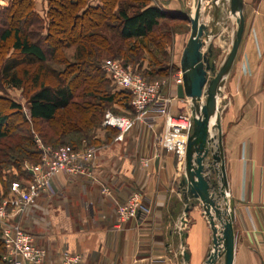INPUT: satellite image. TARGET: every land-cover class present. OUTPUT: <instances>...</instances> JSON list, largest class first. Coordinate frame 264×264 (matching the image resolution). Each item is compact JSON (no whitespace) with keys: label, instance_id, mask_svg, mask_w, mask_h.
Masks as SVG:
<instances>
[{"label":"crops","instance_id":"1","mask_svg":"<svg viewBox=\"0 0 264 264\" xmlns=\"http://www.w3.org/2000/svg\"><path fill=\"white\" fill-rule=\"evenodd\" d=\"M153 1L172 14H184L189 4V0ZM34 2L46 19L48 0ZM8 3L0 0V6ZM244 17L243 39L222 88L224 105L219 107L227 204L236 235L234 264H264V0H244ZM225 47L220 45L222 53ZM179 85L164 87L173 98L172 112L192 113L189 99L178 97ZM125 111L135 115L131 106ZM164 128L163 117L137 122L122 141L116 140L117 130L105 128L96 142L95 176L100 185L84 177L60 176L23 216L14 217L33 235L36 245L47 250L48 264H62L65 253L79 255L81 264L206 263L213 232L199 202L186 212L180 190L185 161L162 149ZM4 191L1 184L2 203L9 198ZM136 193L141 198L137 217L121 223L117 209ZM184 253L189 254V262L183 260Z\"/></svg>","mask_w":264,"mask_h":264},{"label":"trees","instance_id":"2","mask_svg":"<svg viewBox=\"0 0 264 264\" xmlns=\"http://www.w3.org/2000/svg\"><path fill=\"white\" fill-rule=\"evenodd\" d=\"M99 2L94 5L92 0H48L47 20L36 11L34 0H9L6 6H0V93L4 84L24 89L29 72L25 70L20 75L19 66L38 65L31 78L33 91L27 96L30 116L24 113L21 103L0 95V185L5 191L9 187L4 196L10 195L14 182H21L20 177L30 180L26 163L38 164L42 157L34 137L16 132L19 126L23 128L33 120L47 124L48 130L41 131V137L54 149L67 144L75 150L82 144L77 136L96 144L95 132L102 127L107 107L121 105L129 109L131 100L130 93L119 89L104 72L102 60L119 57L126 67L141 64L143 49L138 42L150 40L158 47L163 38L154 34L160 21H174L184 15L169 13L152 5V0ZM9 42L21 60L5 61ZM72 48L73 61L65 55V50ZM48 63L64 65L66 69L57 72ZM12 112L21 119H11ZM12 169L17 174L11 177L7 171ZM4 255L0 240V264H6Z\"/></svg>","mask_w":264,"mask_h":264},{"label":"built area","instance_id":"3","mask_svg":"<svg viewBox=\"0 0 264 264\" xmlns=\"http://www.w3.org/2000/svg\"><path fill=\"white\" fill-rule=\"evenodd\" d=\"M102 69L119 89L130 93L129 105L137 115L136 119H132L107 112L102 126L117 130L119 132L117 140L122 141L134 128L136 121L151 123L163 117L165 128L161 137L162 149L174 153L180 161L184 162L188 140L193 132L194 115L185 112L176 115L172 112L173 98L164 93L167 83L164 81L148 83L140 74L117 61H106L102 64ZM176 82L182 83L181 72ZM36 141L42 151L40 163L26 164L25 169L31 175L30 180L14 182L9 198L0 205L1 240L5 248L6 264H48L47 250L37 246L33 235L14 217L23 216L29 206L36 203L41 195L48 193L55 178L84 177L90 184H101L95 176L97 147L90 146L85 151H75L70 147L53 149L43 145L39 139ZM218 185L221 186L219 182ZM102 192L105 195L109 194L107 188H103ZM140 205V195L133 194L117 209L120 222L136 218ZM61 259L62 264H81L82 262L79 255L68 253H65Z\"/></svg>","mask_w":264,"mask_h":264},{"label":"water","instance_id":"4","mask_svg":"<svg viewBox=\"0 0 264 264\" xmlns=\"http://www.w3.org/2000/svg\"><path fill=\"white\" fill-rule=\"evenodd\" d=\"M217 3V2H216ZM202 0H197L194 15L189 12L191 24L189 40L183 50L180 70L182 83L178 97L189 99L194 115L193 132L185 156V172L180 181V190L186 212L199 202L213 232V246L205 264H234L235 229L234 215L229 209V189L221 129V114L218 99L236 60L245 30L244 0H230V13L236 17L237 32L232 46L217 68L212 38L219 35L216 25L201 20ZM217 130V135L212 132ZM218 182L221 186L218 185ZM190 256L184 253L183 260Z\"/></svg>","mask_w":264,"mask_h":264},{"label":"rangeland","instance_id":"5","mask_svg":"<svg viewBox=\"0 0 264 264\" xmlns=\"http://www.w3.org/2000/svg\"><path fill=\"white\" fill-rule=\"evenodd\" d=\"M151 4L156 5L153 0ZM196 4H197V0H189L188 6L183 9L184 15H183V18L181 19L174 20V21H170V20L160 21V27L154 34V37L163 38L164 40L162 39V42L161 44H159L158 47L155 45L154 41L140 40V42H138L139 46H141L143 49L141 53L144 57V61L141 62V64L140 63H137V64L130 63V68L137 74H140L144 78V80L147 81L148 83L164 81L169 84V83H175L177 81V78L179 77V73L181 72L180 70L181 60L180 59L182 57L183 50L189 40L190 32H191V24L186 17L189 16L190 11L195 10ZM202 4H203L202 5L203 12H202L201 20L206 24L216 25L219 28V35L212 38L213 50H214V56L212 58V61L215 62L216 67L219 68L221 67L220 64L222 60L224 59V57L226 58V55L229 52L228 49L230 50L232 43L234 41L235 35H236V32H237L236 17L232 16L230 13V6H229L230 0H202ZM46 20H47V15H46ZM220 29L223 30L222 34H221ZM108 36L111 38L112 43L114 44L115 41L112 39L113 34L110 33L108 34ZM220 45L226 46L225 47L227 48L226 52L222 53V49L220 48ZM73 51H74V48H72L69 51L65 50V55L71 61H73L71 57L72 55L71 53ZM21 59L22 58L15 51L11 49V42H9L5 48V61L21 60ZM106 61H117L123 66H125L124 64L126 63L124 59L119 58V57L104 58L102 60V64H104ZM48 66L56 70L57 72H62L66 69L64 65H55L53 63H48ZM37 67H38L37 64H34V65L29 64V63L21 64L18 68L20 75H22V72L25 70L29 72L28 77L25 78L26 80H25V84L23 87L24 89H16V88H13V87H10L4 84L2 86V91L0 93V95H2L3 97L14 99L17 102L21 103L23 105L24 113L27 116H30L29 106L27 103V96L31 95L30 93H32L33 91V81L31 78H33V75L37 71ZM53 79L54 78H52V80ZM111 86L115 87V85L113 84H111ZM219 105L222 108V106L224 105V99H221V102H219ZM107 112H111L115 115L128 116V117H131L132 119H136L137 117L136 114L133 116L127 115L125 109L121 105H116V106L111 105L109 108L107 107L105 114ZM185 113H189V112L185 111ZM104 117L102 121H104ZM11 119L20 120L21 118L18 116L17 113L12 112ZM137 122H140V121H136V124ZM104 129L105 128L103 126L99 128L95 132L96 136L97 134H99L100 131H104ZM46 130H48L47 124L33 120V121L27 122L23 128L19 126L18 131L16 132L29 135L32 138L34 137L33 141L35 139V146H37L36 149L39 151L40 149L38 147V142L36 141L38 139L41 141L43 145L54 149V147H52L51 145H46L41 137L42 132ZM76 139L78 141L82 140V144L80 145V147H76L75 151H82V150L85 151L90 146L97 147L96 144L86 143V141L83 140L80 136H77ZM116 140H117V137H116ZM5 142H7V140ZM58 146L70 147V145H67V144L66 145L62 144ZM28 161H31V160H28ZM11 179L12 178H10V180ZM7 191H8V187L6 191L4 192V194ZM221 262L222 261H220V263Z\"/></svg>","mask_w":264,"mask_h":264},{"label":"bare ground","instance_id":"6","mask_svg":"<svg viewBox=\"0 0 264 264\" xmlns=\"http://www.w3.org/2000/svg\"><path fill=\"white\" fill-rule=\"evenodd\" d=\"M192 15H194V11H192ZM219 102H220V98L218 99V105H219Z\"/></svg>","mask_w":264,"mask_h":264}]
</instances>
